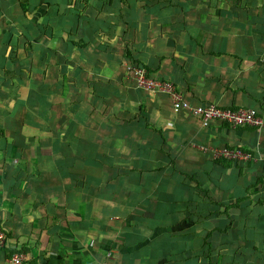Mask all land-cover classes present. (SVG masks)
I'll use <instances>...</instances> for the list:
<instances>
[{
    "label": "crops",
    "instance_id": "1",
    "mask_svg": "<svg viewBox=\"0 0 264 264\" xmlns=\"http://www.w3.org/2000/svg\"><path fill=\"white\" fill-rule=\"evenodd\" d=\"M136 63L264 122V0L0 5L7 237L25 264H264V127L202 126L136 88ZM222 148L252 160L207 153Z\"/></svg>",
    "mask_w": 264,
    "mask_h": 264
},
{
    "label": "built area",
    "instance_id": "2",
    "mask_svg": "<svg viewBox=\"0 0 264 264\" xmlns=\"http://www.w3.org/2000/svg\"><path fill=\"white\" fill-rule=\"evenodd\" d=\"M7 0H0V5ZM129 76L138 89L151 92L152 94H161L166 96L172 110L179 112L187 111L197 117L202 126H206L211 121H218L226 124L230 128H252L260 130L264 127L263 120L254 109L237 108L225 109L217 105H191L186 102L179 90L169 81H162L149 73L141 65H131ZM213 159L223 158L227 161L247 163L252 160V156L238 149H210L207 152ZM0 250L7 254V264H25L26 254L21 247L12 242L6 235L3 225L0 223Z\"/></svg>",
    "mask_w": 264,
    "mask_h": 264
},
{
    "label": "trees",
    "instance_id": "3",
    "mask_svg": "<svg viewBox=\"0 0 264 264\" xmlns=\"http://www.w3.org/2000/svg\"><path fill=\"white\" fill-rule=\"evenodd\" d=\"M132 65H138V64L136 63V64H132ZM220 160H222V159H220ZM222 161H226V160H222Z\"/></svg>",
    "mask_w": 264,
    "mask_h": 264
}]
</instances>
